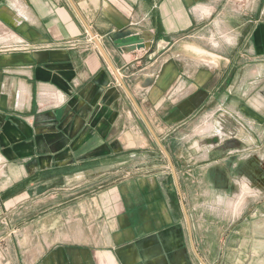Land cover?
Returning <instances> with one entry per match:
<instances>
[{
  "label": "crops",
  "instance_id": "0c3cea01",
  "mask_svg": "<svg viewBox=\"0 0 264 264\" xmlns=\"http://www.w3.org/2000/svg\"><path fill=\"white\" fill-rule=\"evenodd\" d=\"M234 1L0 0V264H264V184L204 182L263 156L264 0ZM91 34L167 149H193L181 194Z\"/></svg>",
  "mask_w": 264,
  "mask_h": 264
},
{
  "label": "rangeland",
  "instance_id": "374dc122",
  "mask_svg": "<svg viewBox=\"0 0 264 264\" xmlns=\"http://www.w3.org/2000/svg\"><path fill=\"white\" fill-rule=\"evenodd\" d=\"M234 3L239 5L241 3V0H235ZM137 115L139 116L138 112H137ZM139 122H141L142 129L144 130V134L147 135L149 137V139H150V146L158 152L157 160L162 165L165 166L164 170L166 172H171V168L169 167V164H168L166 156L163 154V152L161 151V149L157 145L156 141L154 140V138L150 134L149 130L147 129L146 125L144 124V122L142 121L141 118H140ZM164 129L165 128L163 126L162 127H157V125L154 126V130L156 131L157 135L159 136V138L161 139L163 144L166 146V143L168 142L171 134L168 137L162 138V135L165 132V131L163 132ZM194 129L197 130L198 128H194ZM200 129H204V128L200 127ZM179 131L180 130H175L174 131V135L175 136H179L180 135ZM184 133H187V132H184ZM183 145H184V147H183ZM189 145L190 144H187V143L186 144L185 143L184 144L175 143L176 147L174 148L175 149L174 150V155L172 154V156H173L174 161L176 159V160H178V162L180 164V167L177 166V170L178 171H180V168H182V166L187 168V164L191 165L188 162H185V161L182 162L181 161V159L185 158L184 156L186 155L187 152H189L190 156L194 154L193 149H189ZM257 145H259V144L255 143V146H257ZM183 150H184V152H183ZM255 150H258L259 151V155L263 154V156H261L259 158H258V156H253L251 159H249L248 165L244 164V170H245L246 173H241V174L238 173V174H234V175L227 173L228 172L227 169H229L228 165H229V161L230 160L222 159L220 161V165L219 166L216 165L212 169H210V168L207 169L206 168V170H205L206 174H205L204 182H206L208 185H212V184L215 185V183H217V182H218V184L222 185V188H224L223 196L224 197H228L229 201L231 199H233V197L231 195L233 191L232 190L231 191L230 190L225 191V190L228 189V187H230L234 182H238L239 184H244L247 181H251L253 183H260L261 182L260 175L258 177V175H256L255 173H251V170L253 169V167L259 168L261 163L264 164V146L262 148L255 147ZM182 152L185 153V154H183ZM255 152L256 151H254V153ZM181 154H182V157L180 156ZM175 156L177 158H175ZM240 156H242V155H240ZM240 156L238 157L239 159H240ZM175 165H176V163H175ZM157 170L158 169L152 170V168H151L149 170L142 171L141 174L150 176V175L154 174L155 172H157ZM130 175L131 174H126V175L123 174L122 179L123 180L129 179ZM248 176L251 177L250 180H248ZM198 180H200V181L202 180L203 181V178L199 179V177H198ZM190 181L194 182V179L191 178V180H189V182ZM211 192H213V191H211ZM26 213H27V209L25 207H21L20 205H17L16 207H14V209L10 212V214L13 215L14 218H15L13 220V228L14 229H17V227L18 228L22 227L23 223L21 222V220H22L21 218ZM31 213H32V211H31Z\"/></svg>",
  "mask_w": 264,
  "mask_h": 264
},
{
  "label": "water",
  "instance_id": "95a60500",
  "mask_svg": "<svg viewBox=\"0 0 264 264\" xmlns=\"http://www.w3.org/2000/svg\"><path fill=\"white\" fill-rule=\"evenodd\" d=\"M93 38H95V41H97L98 45L100 46L101 52L103 53V55L106 57L107 62L110 64L111 68L113 69V71L115 72L121 86H123L126 94L128 95V97L131 99L134 108L136 109V111L138 112L139 116L141 117L142 121L144 122V124L146 125L147 129L149 130L150 134L152 135V137L154 138V140L156 141L157 145L159 146V148L161 149V151L163 152V154L166 156L169 167L172 170V174L174 177V181L176 183L178 192L181 194V190H180V182H179V178H178V174H177V170L176 167L174 165V162L172 160L171 154L169 152V150L166 148V146L163 144V142L161 141V139L159 138V136L157 135L156 131L154 130L153 126L151 125V123L149 122L147 116L145 115L144 111L142 110V108L140 107L139 103L137 102V100L135 99V97L133 96V94L131 93V91L129 90V88L127 87V85L125 84V82L123 81L120 73L117 71V69L114 67L113 63L111 62L110 58L108 57L107 53L105 52L104 48L100 45L99 41L97 40L96 37L93 36V34H91ZM143 39L141 38H136V39H126L123 40L120 44H118L119 48H123V47H143ZM182 208L183 211L185 213L186 219H187V223L189 224V227L191 229V225H190V218H189V214L187 212V208L185 203L182 200ZM198 255V254H197ZM199 260L201 261L202 264H207L199 255Z\"/></svg>",
  "mask_w": 264,
  "mask_h": 264
},
{
  "label": "flooded vegetation",
  "instance_id": "af4514ba",
  "mask_svg": "<svg viewBox=\"0 0 264 264\" xmlns=\"http://www.w3.org/2000/svg\"><path fill=\"white\" fill-rule=\"evenodd\" d=\"M256 92H257V94H255V96H257V98H260L263 100V105H260L259 102H256L257 103L256 105L254 103L255 108L257 106H259L258 108H261V109L256 110L252 107V108H250V112L252 111L251 112L252 114L254 113L255 116L262 118L264 116V81L261 83L260 86H258V88L256 89ZM223 130L226 131L227 128H223ZM234 135L235 136H232L229 138L227 137V138L223 139L222 141H219L218 137L214 138V139H209V142H215L214 143L216 146L215 154H217V156H222L223 154H225V150L228 149L229 147L230 148L245 147V142L243 140L239 139L236 136V134H234ZM251 144L255 145V143H251ZM263 146H264V142H260L259 145H257V146L249 147V150L257 151V150H255V147L262 148ZM168 150L171 154L172 160H173L174 165H175V161H174L173 156H172V154L174 153L173 143L169 144ZM175 167H176V165H175ZM227 171H228L227 173L232 174V175L238 174V173L239 174L246 173L243 165H241L240 162H238V164L234 168L227 169ZM251 173H255L256 175H258V177L260 175L261 183L264 184V164L261 163L259 168L253 167V169L251 170Z\"/></svg>",
  "mask_w": 264,
  "mask_h": 264
},
{
  "label": "bare ground",
  "instance_id": "6f19581e",
  "mask_svg": "<svg viewBox=\"0 0 264 264\" xmlns=\"http://www.w3.org/2000/svg\"><path fill=\"white\" fill-rule=\"evenodd\" d=\"M19 7V6H18ZM18 9V8H17ZM22 9V8H21ZM19 10V9H18ZM18 14V13H17ZM22 14V13H21ZM21 16H23V15H21ZM24 16H25V14H24ZM27 17V16H26ZM2 27L0 26V29H1ZM3 30V29H2ZM5 30V29H4ZM8 31V30H7ZM10 31V30H9ZM5 33V32H4ZM9 34V33H8ZM3 36H4V34H3ZM8 37H9V35H7ZM13 36H14V33H13ZM6 37V36H5ZM5 37H3V38H5ZM19 37V36H18ZM219 44V43H218ZM1 156V155H0ZM2 166V165H1ZM3 168V167H2ZM1 169V168H0ZM2 172H0V174H1ZM245 184V183H244ZM249 188V187H248ZM245 189V188H244ZM246 190V189H245ZM249 191H250V189H249ZM247 194V193H246ZM247 197V196H246ZM240 200V199H239ZM238 208H239V206H238ZM237 211V210H236Z\"/></svg>",
  "mask_w": 264,
  "mask_h": 264
},
{
  "label": "built area",
  "instance_id": "2783aa9c",
  "mask_svg": "<svg viewBox=\"0 0 264 264\" xmlns=\"http://www.w3.org/2000/svg\"><path fill=\"white\" fill-rule=\"evenodd\" d=\"M93 38V37H92Z\"/></svg>",
  "mask_w": 264,
  "mask_h": 264
}]
</instances>
